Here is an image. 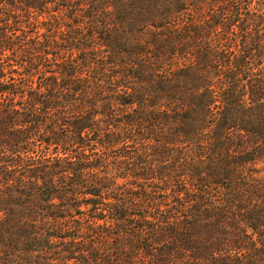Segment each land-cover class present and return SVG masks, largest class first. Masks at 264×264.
<instances>
[{
  "label": "trees",
  "instance_id": "trees-1",
  "mask_svg": "<svg viewBox=\"0 0 264 264\" xmlns=\"http://www.w3.org/2000/svg\"><path fill=\"white\" fill-rule=\"evenodd\" d=\"M0 264H264V0H0Z\"/></svg>",
  "mask_w": 264,
  "mask_h": 264
},
{
  "label": "rangeland",
  "instance_id": "rangeland-1",
  "mask_svg": "<svg viewBox=\"0 0 264 264\" xmlns=\"http://www.w3.org/2000/svg\"><path fill=\"white\" fill-rule=\"evenodd\" d=\"M63 4V3H62ZM62 4L60 3V5H58V8H61V9H64L65 8V6L67 5V4H64L65 6H62ZM58 8L56 9V10H58ZM74 13H76V12H71V13H67V12H65L64 14H61L59 17H60V19H56L55 20V22H54V25L55 24H64L65 23V20L67 19V17L68 16H73V14ZM74 24H76V23H74ZM68 25H70V26H74V25H72V24H68ZM68 36H70V34H68ZM86 98V97H85ZM88 111L89 112H92V114L93 113H97L98 112V110L95 108H93V109H88ZM114 153V152H113ZM45 155V154H44ZM47 155V154H46ZM110 155L111 156H114L115 154H112V153H110ZM118 182L119 183H121L122 182V180H118Z\"/></svg>",
  "mask_w": 264,
  "mask_h": 264
}]
</instances>
